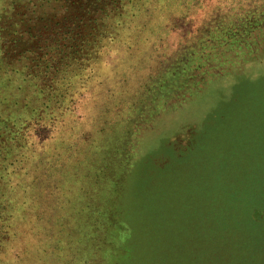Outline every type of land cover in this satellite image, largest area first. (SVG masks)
Instances as JSON below:
<instances>
[{
  "label": "rangeland",
  "instance_id": "obj_1",
  "mask_svg": "<svg viewBox=\"0 0 264 264\" xmlns=\"http://www.w3.org/2000/svg\"><path fill=\"white\" fill-rule=\"evenodd\" d=\"M191 254L264 264V0H0V264Z\"/></svg>",
  "mask_w": 264,
  "mask_h": 264
},
{
  "label": "trees",
  "instance_id": "obj_2",
  "mask_svg": "<svg viewBox=\"0 0 264 264\" xmlns=\"http://www.w3.org/2000/svg\"><path fill=\"white\" fill-rule=\"evenodd\" d=\"M206 245H209V243L204 244L203 247L206 246ZM196 247H197V245L192 244V248L194 249V251H195ZM203 247H202V245H200V254L204 253V251H203ZM191 255H192V256L190 257L189 261H190L192 264H203L202 261H204V260H202L201 262H198L197 259H196V255H193V254H191ZM205 259H206V258H205ZM207 261H209V259H207L206 262H207ZM204 262H205V261H204ZM210 264H212V263H210ZM214 264H217V260L214 261Z\"/></svg>",
  "mask_w": 264,
  "mask_h": 264
}]
</instances>
